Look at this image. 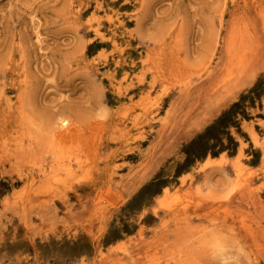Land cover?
<instances>
[{"label": "rangeland", "instance_id": "obj_1", "mask_svg": "<svg viewBox=\"0 0 264 264\" xmlns=\"http://www.w3.org/2000/svg\"><path fill=\"white\" fill-rule=\"evenodd\" d=\"M262 126L264 0H0V264H264Z\"/></svg>", "mask_w": 264, "mask_h": 264}, {"label": "clouds", "instance_id": "obj_2", "mask_svg": "<svg viewBox=\"0 0 264 264\" xmlns=\"http://www.w3.org/2000/svg\"><path fill=\"white\" fill-rule=\"evenodd\" d=\"M177 245L194 258L193 264H248L250 253L239 236L223 221L208 218L199 225L185 224Z\"/></svg>", "mask_w": 264, "mask_h": 264}, {"label": "bare ground", "instance_id": "obj_3", "mask_svg": "<svg viewBox=\"0 0 264 264\" xmlns=\"http://www.w3.org/2000/svg\"><path fill=\"white\" fill-rule=\"evenodd\" d=\"M96 28V27H95ZM97 33V32H96ZM100 33V31H99ZM99 35V34H98ZM101 35V34H100ZM224 83L223 82H219V85H223ZM97 193V192H96ZM107 198V197H106Z\"/></svg>", "mask_w": 264, "mask_h": 264}, {"label": "snow or ice", "instance_id": "obj_4", "mask_svg": "<svg viewBox=\"0 0 264 264\" xmlns=\"http://www.w3.org/2000/svg\"><path fill=\"white\" fill-rule=\"evenodd\" d=\"M262 127H264V126H262Z\"/></svg>", "mask_w": 264, "mask_h": 264}]
</instances>
